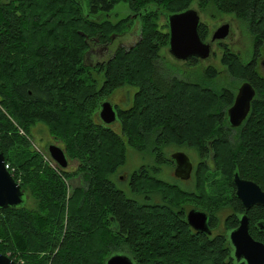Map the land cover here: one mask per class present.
<instances>
[{"label":"trees","instance_id":"16d2710c","mask_svg":"<svg viewBox=\"0 0 264 264\" xmlns=\"http://www.w3.org/2000/svg\"><path fill=\"white\" fill-rule=\"evenodd\" d=\"M85 1L86 6L80 0H0V151L38 204L36 211L27 205L0 210V253L19 264H106L116 253L135 264H236L226 236L196 235L185 221L186 199L196 194L142 171L127 191L119 169L129 148L143 153L157 134V144L188 142L213 152L215 186L223 180L234 190L237 171L264 190V0H200L201 7L234 14L253 38L248 62L222 46L229 74L256 90L242 129L229 134L224 110L234 104L233 92L218 94L161 67L169 34L166 24H158L160 12H183L194 0ZM120 2L133 15L116 24L103 20ZM136 22L139 40L129 47L117 44L108 61L98 63L96 74L104 79L98 85L85 61L89 48L111 47ZM206 75L214 79L217 71L210 67ZM129 86L138 91L131 107L120 112L121 132L97 124L99 103ZM37 122L79 161L85 189L67 185L78 172L51 169L36 152L30 139ZM154 151L157 161H165L160 148ZM208 172L203 169L197 191L204 190ZM145 194L161 202L148 204ZM233 195L229 202L236 212L242 205ZM248 217L252 236L264 243V208L253 207Z\"/></svg>","mask_w":264,"mask_h":264},{"label":"rangeland","instance_id":"374dc122","mask_svg":"<svg viewBox=\"0 0 264 264\" xmlns=\"http://www.w3.org/2000/svg\"><path fill=\"white\" fill-rule=\"evenodd\" d=\"M4 2H8L10 0H3ZM83 5H87L86 1H82ZM188 9H193L197 13H199V16L201 17V23L202 31L206 32L210 37L207 38V42H210L213 37V34L217 29H219L223 25H229L231 27L230 35L229 37L223 41L224 45H227L233 53L236 55L241 56V59L245 62H248L251 58L253 53V38L250 35L248 28L246 27V24L239 20L234 14L225 13L219 11L217 8H215L212 5L201 7L200 0H194L192 5ZM133 15L132 11L130 10L129 6L125 3L120 2L117 4L115 9L109 13L108 15H103V20L107 19L112 21L114 24H116L118 21L122 19L130 18V16ZM245 25H244V24ZM158 24L160 26L165 25L166 21L164 17H160L158 20ZM201 24V25H202ZM138 33H140V22H136L133 25V28H130L128 32L125 34L124 37H120L114 43L111 45V49L113 51L114 46L117 44L123 43L125 46H131L134 43H136L139 40ZM128 37V40H126ZM222 46V44L220 45ZM218 46V43L216 45H213V51L214 54L211 58H209L207 61H197L198 63H192V59L188 62H182L177 61L174 57H172L169 52L168 48L164 47L160 51L161 55V67L164 69V73L169 75V72H173L174 76H177L178 78L185 79L188 82L192 83H199L201 84L205 89L214 91L218 94H221L224 91H231L233 92L234 96L237 95V90L241 87L243 83H245V79L243 78H235L229 74L228 68L222 63L223 57H224V48ZM104 51H101L102 54ZM264 54V51H263ZM99 57V54L96 53L91 56V59L89 61H86V64L88 66H92V64H95ZM264 58L262 59V61ZM105 61V60H101ZM261 61V62H262ZM213 67V69H216L217 71V77L214 79H209L206 75V71L208 68ZM91 74L94 78L97 79L98 85H102L103 83V76L97 75L96 69H91ZM122 89H126L131 92V98L128 100L126 90L121 89L117 90L115 93H113L112 97L115 102H122L126 103L122 105L121 109H128L131 107L133 103V95L138 91L137 87L129 86ZM120 91V92H119ZM127 97V98H126ZM228 108L224 110L226 113ZM117 133H120V126H115ZM23 132V131H22ZM24 134V132H23ZM157 134L150 135L149 142L150 148L148 150H145L143 153H139L132 148L128 149L127 152V162L124 166H121L119 171L121 172L119 175L129 174L133 170H136L140 164L142 163V160H139L138 158L142 155L146 156L147 159H150L148 162L153 163V166H163V161H156V154L155 149L160 148V151L163 152L165 155H170L172 152L177 151H187L191 154V156L197 160V151L201 152L203 149L201 148V144H196L194 146H191L190 143L185 142L181 144H176L173 140L169 142V144L165 143L164 141H161V143L157 144L156 142ZM31 143L33 144L35 150L37 153H40L44 159L45 162H47L51 169L58 170L60 167L57 163H55L49 153V147L51 145H56L60 148H62L65 153L66 149L62 141L56 139L51 135L50 129L46 124L37 122L33 126L32 130V137L30 139ZM190 149H195L190 150ZM159 151V152H160ZM153 154L154 156V162L151 159V156L149 154ZM196 153V154H195ZM133 154H136L138 156H133ZM68 161H69V167L65 170L71 173L78 172V175L70 180L67 181V185H69V188L76 189L79 187H83V189L86 188V178H85V172L79 170L80 163L76 159H72L68 156L66 153ZM140 155V156H139ZM146 161V162H147ZM125 172V173H124ZM129 172V173H128ZM156 177L158 170L154 171ZM203 173V171H202ZM163 179L170 180V177L167 172L162 174ZM219 178V173L215 171V168L210 172H208L207 175V182L205 185L204 190L202 188L199 190V192L196 190V195L192 197H188L186 199V209L191 208L192 210H199V211H205L208 213H212L213 215L220 214L218 218V224H217V231H223L225 229L224 226V220L227 216L230 215V212H232V207L229 202V197L232 196L235 192V188L231 187L232 185H225L223 183V180H220L217 182L215 186V179ZM173 182V180L169 181ZM121 187L126 188L125 184H123ZM127 190V189H126ZM69 192V190H68ZM190 192V191H189ZM188 192V193H189ZM70 193V192H69ZM150 193V192H149ZM202 197L198 199L197 197ZM219 200H221V203H225L227 205V208L223 211L220 208ZM26 203L27 207L29 209L36 211L38 209L37 200L31 195V193L27 192L26 195ZM229 211V212H228ZM26 261L23 260V264H25Z\"/></svg>","mask_w":264,"mask_h":264},{"label":"water","instance_id":"95a60500","mask_svg":"<svg viewBox=\"0 0 264 264\" xmlns=\"http://www.w3.org/2000/svg\"><path fill=\"white\" fill-rule=\"evenodd\" d=\"M83 0H80V3ZM165 18L168 27L169 41L168 52L177 61L188 62L191 59L207 61L214 54L213 45L226 40L230 35L231 27L223 25L215 31L210 42L200 37L201 17L193 9H187L179 13L160 12ZM138 15L135 16V18ZM264 72V60L260 64ZM256 97V90L252 84L245 82L239 88L234 104L227 113V122L231 128L240 127L250 114L252 102ZM98 115L106 125L117 122L118 115L110 101L99 103ZM49 153L53 161L63 170L69 167V161L65 151L56 146L49 147ZM176 163V177L186 181L191 177L193 164L189 156L184 153H176L172 156ZM232 182L236 189V197L241 201L246 213L253 207L264 208V190L257 183L241 178L239 172H235ZM26 193L21 185L6 169V157L0 151V210L17 209L25 207ZM241 217L240 225L228 235V240L233 249L232 256L236 264H264V243L256 240L250 232V220L247 214ZM115 224V220L112 219ZM188 224L199 233L211 235L209 218L205 212L191 210L188 214ZM261 227H264L261 225ZM117 230V227H113ZM0 264H19L8 256L0 253ZM106 264H135L134 260L122 253L113 254Z\"/></svg>","mask_w":264,"mask_h":264},{"label":"flooded vegetation","instance_id":"af4514ba","mask_svg":"<svg viewBox=\"0 0 264 264\" xmlns=\"http://www.w3.org/2000/svg\"><path fill=\"white\" fill-rule=\"evenodd\" d=\"M132 28V26L130 27ZM210 37V36H209ZM212 39V38H211ZM128 40V37L127 39ZM225 42V41H224ZM222 44V46H227V45H224L223 44V41L222 42H219L218 43V46H220ZM216 45V44H215ZM220 46V47H222ZM228 47V46H227ZM111 47H108V46H105V47H99V46H91L89 48V51L86 55V59L85 61H89L91 59V56L98 53L99 54V57L97 59V61H100V62H96L95 64H92V66H90V68L92 69H96L98 68L97 65L98 63L102 64V63H105L108 61V59L110 58V51H111ZM101 51H104L102 54L100 53ZM105 60V61H101V60ZM262 69V68H261ZM263 71V70H262ZM247 82V81H246ZM250 83V82H249ZM251 84V83H250ZM122 90H126V89H121L120 91ZM119 91V92H120ZM238 91L239 89L237 90V94H238ZM126 93L128 94L127 97H128V100L131 98V92L126 90ZM236 96H234V100H233V103L235 102V99H236ZM126 97V98H127ZM104 101H110V103L114 106L116 112H117V115H118V119H117V122L115 124H112V125H106L103 123V121L100 119L99 115L97 114V117H96V122L97 124L101 125V126H105L107 128H110L111 130L117 132L115 126L116 125H119L120 126V131H121V122H120V118H119V115H120V112L121 111H126L128 109H121L122 108V105L125 104V103H122V102H115L113 97L110 96V97H106V99ZM229 110V108H228ZM228 110H227V113H228ZM225 129V132L227 134L229 133H236V130L237 129H242V127H238V128H233V129H236V130H232L230 126H227L224 128ZM190 150H194L196 151L195 149H190ZM176 153H184L186 154L187 156H189V158L191 159L192 161V164H193V170H192V173H191V177L189 180H186V181H183V180H180L176 177V169H177V165L176 163L172 160V156ZM198 154L197 155V160H195L191 154L187 151H177V152H172L170 153V155H165L163 152L161 153L165 159V161L163 162V166H153V163H150L148 162L150 159H147L146 156L142 155L140 156L138 159L139 160H142V163L140 164V166L136 169V170H133L132 172H128L129 174H124V175H119L120 176V179L121 181L124 182L125 186H126V189L127 191H130V185H131V182H132V178L134 175H138L140 174V172L142 171V174L146 173V175H149V176H152V177H156L155 176V173L154 171L158 170V173H157V176L160 175L159 179H162L168 183H172L174 185H178V186H181L183 188H186L187 190H189L190 192L196 194V185H197V181L201 178L202 174L201 173L203 171V169H206L208 171H212L213 170V167H214V155L212 154L213 152L209 151L206 149V151H197ZM149 154V153H148ZM138 156L136 154H133V156ZM151 156V159L153 160L154 162V156L153 154H149ZM158 159V154L156 156V161ZM148 160V161H147ZM147 161V162H146ZM167 172L169 177H170V180H165L163 179L162 177V174L164 175V173ZM125 173V172H124ZM173 180V182H169ZM235 187V186H234ZM199 192V191H198ZM235 196H236V189H235V192H234ZM234 196V195H233ZM233 198V197H232ZM237 201L240 202V205H242L241 201L236 197ZM144 201L148 204H150L151 202L153 203H159L161 202L160 201V198H152V196H150L149 194H145L144 195ZM258 207V206H256ZM221 210L223 211L224 209H226L227 207H220ZM232 212H230V215L227 216L224 220V226H225V229L223 231H217V224H218V215H213L212 213H208V212H205L209 218V226L212 230V234L211 235H206V234H203V233H199L198 231H196L195 229H193L191 226L190 229L196 234V235H199V236H202V237H208L210 239L216 237V236H226V238L228 239V235L230 234L231 231L235 230L236 228L239 227L240 225V221H241V217L246 213L243 205H242V208L240 206L239 207H236V212H234V205L232 207ZM244 209V210H243ZM192 209L189 208V209H186V206H185V209L183 211L184 213V216H185V221L187 222L188 224V214L189 212L191 211ZM202 212V211H201ZM229 212V211H228ZM248 216H249V212L246 213ZM232 218V220L235 222V223H229L230 219ZM250 219V217H249ZM233 224H237V227H234L232 228L231 230H228V228H230ZM189 225V224H188ZM228 243L230 244L229 240H228ZM231 246V244H230Z\"/></svg>","mask_w":264,"mask_h":264},{"label":"built area","instance_id":"2783aa9c","mask_svg":"<svg viewBox=\"0 0 264 264\" xmlns=\"http://www.w3.org/2000/svg\"><path fill=\"white\" fill-rule=\"evenodd\" d=\"M21 133L23 134V132H21ZM6 169L12 174L13 177H14V175L17 176V178H18V183L20 184L21 178H20V176H19L18 173H17V169L11 167V166H10L9 164H7V163H6ZM21 264H23V263H21Z\"/></svg>","mask_w":264,"mask_h":264}]
</instances>
